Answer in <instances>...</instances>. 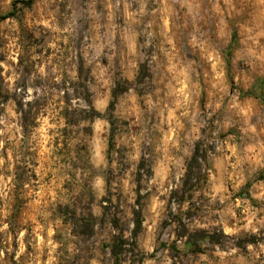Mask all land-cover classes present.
<instances>
[{
	"label": "rangeland",
	"instance_id": "374dc122",
	"mask_svg": "<svg viewBox=\"0 0 264 264\" xmlns=\"http://www.w3.org/2000/svg\"><path fill=\"white\" fill-rule=\"evenodd\" d=\"M25 2L0 0V264H264V0Z\"/></svg>",
	"mask_w": 264,
	"mask_h": 264
},
{
	"label": "trees",
	"instance_id": "16d2710c",
	"mask_svg": "<svg viewBox=\"0 0 264 264\" xmlns=\"http://www.w3.org/2000/svg\"><path fill=\"white\" fill-rule=\"evenodd\" d=\"M32 0H26L25 3L30 4ZM13 15L12 11H9L3 15L0 16V18H5L8 16ZM236 38V32H232V39L231 42H234ZM262 83H264V79L262 80ZM246 95H253L252 89L245 91ZM211 148H207L204 144L203 139H198L194 143V147L192 150V153L186 163V171L184 174V177L182 178V185H181V194H180V201L184 200H191L192 194L195 190L196 182H192V178L194 177L196 173V169L200 170V167L202 166V163L205 164L207 161V153L211 152ZM198 179V178H197ZM178 192V191H174ZM179 221V220H178ZM222 234L218 230H207V229H199L194 232H189L188 228H186L183 224L182 232L178 234V237H184V244L185 246L191 248V251L200 252L202 251L200 241L205 244H219L220 238L219 235ZM115 264H118L117 262Z\"/></svg>",
	"mask_w": 264,
	"mask_h": 264
},
{
	"label": "crops",
	"instance_id": "0c3cea01",
	"mask_svg": "<svg viewBox=\"0 0 264 264\" xmlns=\"http://www.w3.org/2000/svg\"><path fill=\"white\" fill-rule=\"evenodd\" d=\"M216 253H217V252H216ZM223 253H224V254H223ZM214 254H215V252H214ZM225 254H226V252L223 251V252H219L218 255L221 257V256H223V255H225Z\"/></svg>",
	"mask_w": 264,
	"mask_h": 264
}]
</instances>
